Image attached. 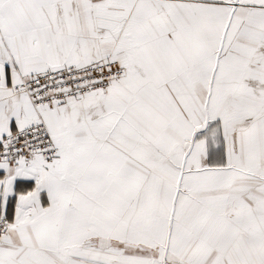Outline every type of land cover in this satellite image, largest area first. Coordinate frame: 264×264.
Instances as JSON below:
<instances>
[{
  "label": "snow or ice",
  "instance_id": "snow-or-ice-1",
  "mask_svg": "<svg viewBox=\"0 0 264 264\" xmlns=\"http://www.w3.org/2000/svg\"><path fill=\"white\" fill-rule=\"evenodd\" d=\"M0 264H264V0H0Z\"/></svg>",
  "mask_w": 264,
  "mask_h": 264
}]
</instances>
